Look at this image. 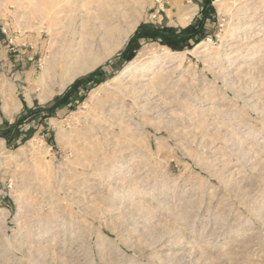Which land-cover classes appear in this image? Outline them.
<instances>
[{"label": "rangeland", "instance_id": "rangeland-1", "mask_svg": "<svg viewBox=\"0 0 264 264\" xmlns=\"http://www.w3.org/2000/svg\"><path fill=\"white\" fill-rule=\"evenodd\" d=\"M209 1L0 0V264H264V0Z\"/></svg>", "mask_w": 264, "mask_h": 264}, {"label": "bare ground", "instance_id": "bare-ground-1", "mask_svg": "<svg viewBox=\"0 0 264 264\" xmlns=\"http://www.w3.org/2000/svg\"><path fill=\"white\" fill-rule=\"evenodd\" d=\"M216 1H219V0H216ZM121 12H122V9H121ZM186 19H187V17H186ZM138 21L139 20L136 18V20L133 21L129 25L127 31L126 30H123L124 31L123 34L120 32V34L118 36L119 41H117V43H118L117 46H121V45H124L126 43V41L129 38L130 32L133 33V31L136 29V27L138 25ZM116 31H118L117 30V27H115L113 25L112 26L109 25L106 28V30L104 32V35H103L104 38H105L104 39V41H105L104 43H107L108 39L111 38L112 36H114ZM88 45L89 44H87V46H85V47H82L81 46V49H79L78 51H74V52L70 53L71 54V58L69 59L70 62L63 66V67H65V69H67V76L65 77V79L63 81V84L61 85V90L64 87H66L70 82H72L76 77H78L79 75H81V74L89 71L94 66H96L97 63L99 62L100 59H98V57L96 56V54H94V51H93L92 46H88ZM70 54H69V56H70ZM147 54H148L147 48L146 49L144 48V49L140 50L139 51V54L137 55V57L133 61L130 62V65H128L125 73H127V72H129V71H131L133 69H136L137 70V76L135 78L138 77L139 80L141 79V81H144V80L147 79L146 78L147 77V74L146 73H148L149 71H151V67L154 66L156 63L160 62L161 59H162V57H165L166 58L165 61H167V60L172 61L174 59V54H182V53L174 52V51H169L166 54H164V56L155 55L154 57H151L148 61L146 60V62H147L146 64L145 63H142L141 62L142 57L145 56V55H147ZM66 55H67V53H66ZM57 60H55V62ZM51 62L54 63L53 61H51ZM158 64H160V63H158ZM156 69H157V67H156ZM161 71H164V69L163 70L162 69H159L157 72L161 73ZM157 72H155V73H157ZM147 81H151V80L150 79L149 80L147 79ZM52 94H53V92L49 91L48 95L47 96H44L43 99H46L47 97L52 96ZM7 99H9V98L7 97ZM5 101H6V99H5ZM6 105H7V103H6ZM6 110H8V107H6Z\"/></svg>", "mask_w": 264, "mask_h": 264}, {"label": "trees", "instance_id": "trees-1", "mask_svg": "<svg viewBox=\"0 0 264 264\" xmlns=\"http://www.w3.org/2000/svg\"><path fill=\"white\" fill-rule=\"evenodd\" d=\"M206 18H207V16H205V19ZM194 30H195V27L193 25L187 27V29L184 32H181V33H173V32H170V31H155V30H152V29L139 27L138 30H137V33L135 35H133L131 37V39L129 40V42L127 44V48H126V50L123 53H121V56L125 55L128 52V50L130 49L131 43L135 40V38L138 37V35L141 32L145 31L146 32V36H148V37H153V36L154 37H158V36H160V37H162L163 39H166L169 42V40L171 38H182V39L186 40V39L189 38V36L197 34V33H194ZM100 70H101V67L98 68L97 70L93 71L92 73H90L86 77H83V78H80V79L76 80L75 83L73 84V88L75 86H77L81 81L87 80V79H90L91 77L96 76L97 74H99ZM68 93H69V91L66 93L65 96H67ZM59 103H60V101L54 102L52 107L58 106Z\"/></svg>", "mask_w": 264, "mask_h": 264}, {"label": "water", "instance_id": "water-1", "mask_svg": "<svg viewBox=\"0 0 264 264\" xmlns=\"http://www.w3.org/2000/svg\"><path fill=\"white\" fill-rule=\"evenodd\" d=\"M137 30H138V29H136V30L134 31V33H133L134 35L137 33ZM119 56H121V54H119Z\"/></svg>", "mask_w": 264, "mask_h": 264}]
</instances>
